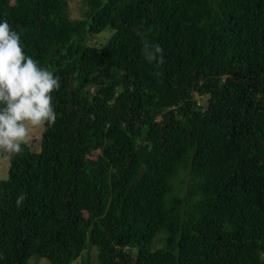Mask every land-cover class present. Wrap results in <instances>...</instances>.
Listing matches in <instances>:
<instances>
[{
    "label": "trees",
    "instance_id": "obj_1",
    "mask_svg": "<svg viewBox=\"0 0 264 264\" xmlns=\"http://www.w3.org/2000/svg\"><path fill=\"white\" fill-rule=\"evenodd\" d=\"M70 1L0 0L60 77L55 125L2 153L0 264H264V0Z\"/></svg>",
    "mask_w": 264,
    "mask_h": 264
},
{
    "label": "clouds",
    "instance_id": "obj_2",
    "mask_svg": "<svg viewBox=\"0 0 264 264\" xmlns=\"http://www.w3.org/2000/svg\"><path fill=\"white\" fill-rule=\"evenodd\" d=\"M142 43L149 62H156L157 67L165 63L159 44L147 40ZM59 87L60 77L26 56L21 33L14 31L7 20H0V152L9 157L22 155V146L32 141L35 128L55 125L57 114L51 94ZM26 199L21 193L17 206Z\"/></svg>",
    "mask_w": 264,
    "mask_h": 264
},
{
    "label": "rangeland",
    "instance_id": "obj_3",
    "mask_svg": "<svg viewBox=\"0 0 264 264\" xmlns=\"http://www.w3.org/2000/svg\"><path fill=\"white\" fill-rule=\"evenodd\" d=\"M81 0H71L69 11L71 18L75 19L81 15ZM109 36L108 33L93 37L91 39V44L95 45L97 47L101 46L104 42L106 37ZM43 127L35 128L32 132V141L30 142L31 145L35 147V144L39 143L40 137L42 136ZM3 152H0V180H4L8 177V171L10 167V160L8 157L4 156L2 154ZM30 264H50L49 261L46 259H33L31 260ZM73 264H80V261H77Z\"/></svg>",
    "mask_w": 264,
    "mask_h": 264
}]
</instances>
